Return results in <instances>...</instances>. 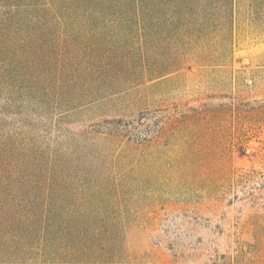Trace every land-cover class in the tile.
Masks as SVG:
<instances>
[{"label":"rangeland","instance_id":"obj_1","mask_svg":"<svg viewBox=\"0 0 264 264\" xmlns=\"http://www.w3.org/2000/svg\"><path fill=\"white\" fill-rule=\"evenodd\" d=\"M239 3L225 64L152 79L126 48L141 24L50 25L64 45H80L64 52L76 62L66 67L92 75L35 111L24 82L0 75V163L58 155L136 202L126 228L139 264H264V5Z\"/></svg>","mask_w":264,"mask_h":264},{"label":"trees","instance_id":"obj_2","mask_svg":"<svg viewBox=\"0 0 264 264\" xmlns=\"http://www.w3.org/2000/svg\"><path fill=\"white\" fill-rule=\"evenodd\" d=\"M75 1L0 0V75L24 82L29 93L23 100L33 111L92 75L66 67L76 62L64 52H78L80 45H64L50 31L52 24H141L142 39L126 48L128 53L138 50L148 79L183 65H222L233 51L240 0H91L97 4L87 6ZM256 4L262 6L264 0H248L247 8L252 12ZM159 30L165 31L166 44L159 41ZM119 47H111L112 55L125 48ZM29 158L26 167L0 163V264L141 262L126 228L136 202L110 195V188L89 182L90 174L71 169L58 155L50 162L37 153Z\"/></svg>","mask_w":264,"mask_h":264}]
</instances>
